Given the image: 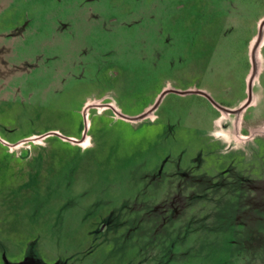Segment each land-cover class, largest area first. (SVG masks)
<instances>
[{"label":"rangeland","instance_id":"374dc122","mask_svg":"<svg viewBox=\"0 0 264 264\" xmlns=\"http://www.w3.org/2000/svg\"><path fill=\"white\" fill-rule=\"evenodd\" d=\"M8 30L79 36L3 53L37 69L0 136L94 143H0V264H264V0H0Z\"/></svg>","mask_w":264,"mask_h":264},{"label":"crops","instance_id":"0c3cea01","mask_svg":"<svg viewBox=\"0 0 264 264\" xmlns=\"http://www.w3.org/2000/svg\"><path fill=\"white\" fill-rule=\"evenodd\" d=\"M79 35L75 33H69L68 31L64 30H56V31H30V30H8V31H0V99H3L6 95H11L14 93L13 86L17 83V81H20L22 79H28L27 75H31L33 70L37 69L36 67H30L29 72H27V69L24 68L21 64H10L4 61V52L6 53V50L11 51L12 48H19L23 47V45L27 46L25 44L27 42L28 38H34L35 43L38 44V39L42 37H46L47 42L45 43L46 47L51 48H59V47H69L71 38L77 37ZM39 45V44H38ZM37 46V45H36ZM12 87V88H11ZM96 101L87 102L84 108L89 104L92 105ZM153 109V105L146 106L143 108L141 115H134V116H122L120 120L125 121H132L134 118L138 116L141 117L144 114H148ZM121 112H124L121 108ZM123 118V119H122ZM138 123V122H136ZM90 124L89 122H86L85 127L82 128V133L86 132L82 139H79V137L74 135H65L58 129H46L43 131L35 130L30 135L23 136L22 138L16 140V141H9L3 137L0 136V143L2 146H4L8 154L11 156H14L16 159H20L23 157V155L27 152L28 155L26 158L28 159H44L43 158V151H47L50 149H53V145L49 143V140L52 138H58L63 143H70L73 146L81 147V150H86L90 148V146H93L94 139L89 134L90 130ZM48 152V151H47ZM48 155V154H47ZM49 157L42 160L43 162H46V164L51 163L53 160H50ZM46 160V161H45ZM5 264H28L26 261H14L10 262L6 259ZM30 264H42V263H36L31 262Z\"/></svg>","mask_w":264,"mask_h":264}]
</instances>
